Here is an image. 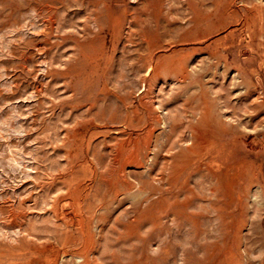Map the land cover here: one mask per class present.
<instances>
[{"label":"rangeland","instance_id":"obj_1","mask_svg":"<svg viewBox=\"0 0 264 264\" xmlns=\"http://www.w3.org/2000/svg\"><path fill=\"white\" fill-rule=\"evenodd\" d=\"M0 264H264V0H0Z\"/></svg>","mask_w":264,"mask_h":264},{"label":"bare ground","instance_id":"obj_2","mask_svg":"<svg viewBox=\"0 0 264 264\" xmlns=\"http://www.w3.org/2000/svg\"><path fill=\"white\" fill-rule=\"evenodd\" d=\"M182 76V75H181ZM190 102V101H189ZM147 135V134H146ZM193 144V143H192ZM137 148V147H136ZM146 148H148V147H146ZM144 150V149H143ZM134 162H136V161H134Z\"/></svg>","mask_w":264,"mask_h":264}]
</instances>
